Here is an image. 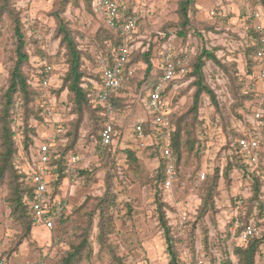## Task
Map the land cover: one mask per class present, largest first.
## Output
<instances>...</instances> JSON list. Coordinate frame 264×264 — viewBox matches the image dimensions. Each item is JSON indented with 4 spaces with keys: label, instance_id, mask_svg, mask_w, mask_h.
<instances>
[{
    "label": "rangeland",
    "instance_id": "374dc122",
    "mask_svg": "<svg viewBox=\"0 0 264 264\" xmlns=\"http://www.w3.org/2000/svg\"><path fill=\"white\" fill-rule=\"evenodd\" d=\"M128 3L139 19L130 34L131 56L138 65L129 90L122 93L128 104L116 113L118 136L108 149H100L99 129L90 113L84 111L74 152L80 157L76 166L88 174H78L64 181L63 192L68 193L73 210L63 224L51 231L36 224L22 239L20 225L10 216L5 200L6 185H0V257L6 264L26 261L56 264L71 243L82 239L87 229L89 247L82 251L80 264H116L114 257L121 258L125 264H168L156 212L157 196L166 204L171 224L181 216L195 221L197 249L206 252L216 263L227 258L235 261L230 251L235 243L236 228L241 223L253 221L259 233L264 231V180L259 199L251 201L252 186L240 169L232 168L227 177L223 174L232 158L231 139L251 121L247 110L250 102H244L242 96L244 89L252 85L248 72L252 53L248 49L253 19L245 18L242 10L225 12V0H196L189 33L182 39L175 35L177 0H128ZM12 4L20 13L26 36L28 61L23 71L29 74V81L34 83L43 63L54 69L50 86L42 89L38 84L33 85L36 90L33 104L51 105L58 112L54 114L55 119L60 123L68 122L74 118V113L67 91H58L67 64L65 49L56 35V14L63 18L81 50L83 80L91 84L99 75V57L105 56L109 48L101 19L92 12L88 0H12ZM163 46L175 54L186 50L189 62L205 48L220 62L206 60L203 67L205 82L214 91L217 105L204 94L197 114L188 113L194 88L190 86L193 78L186 76L176 81L166 95L168 107L178 115L185 113L194 123L192 131L199 140V145H194V150L199 147L197 153L183 150L177 180L168 190L158 187L155 179L160 157L154 146L149 145L152 139L132 138L135 125L150 119L138 93L144 92L146 81H150ZM143 53H149L147 58ZM13 60L11 25L3 16L0 20V99ZM148 65L149 71L146 70ZM29 122L40 139L52 133L49 125H41L34 118ZM16 139L22 140L20 135H16ZM127 150L134 153L135 161L129 160ZM18 163L27 168L22 158H17ZM215 168L219 169L220 179L214 209L198 218L204 189ZM107 187L116 199L108 207L110 218L104 220L111 232L99 241L98 212ZM255 264H264V246Z\"/></svg>",
    "mask_w": 264,
    "mask_h": 264
},
{
    "label": "trees",
    "instance_id": "16d2710c",
    "mask_svg": "<svg viewBox=\"0 0 264 264\" xmlns=\"http://www.w3.org/2000/svg\"><path fill=\"white\" fill-rule=\"evenodd\" d=\"M88 1L91 10L94 13L92 9L93 0ZM195 1L196 0H177V30L175 35L182 39H185L189 33L191 20L190 16L191 12L194 10ZM259 2L261 6L264 7V0H259ZM260 11L262 12L263 10L260 9ZM127 12L132 13L133 9L130 7ZM135 13L137 17V12ZM262 14H264V11ZM3 16H6L10 21L11 37L14 42V60L9 68L6 87L2 91L0 99V185L3 183L6 185L7 195L5 200L10 209V216L19 223L21 228V237L24 239L36 224L32 218L28 205V199L32 196V187L29 184L28 174L25 172V169L19 165V163L16 164V161L17 158H22L25 164H32L33 153L38 146V141L41 142L42 140L39 138L38 131L35 130V127L32 126L29 121L31 118H34L41 125H49L51 130L54 128L53 126H56L57 128V132L54 140L51 142L50 149L51 157L49 164L52 166V170L49 185L52 189V194H60L65 180L70 178L74 179L78 174H88L86 170L78 168L76 164L70 174L65 171L69 155L76 154L74 152V146L78 139V132L84 111L90 113V116L94 119L95 126L99 129L98 138L100 141L102 114L101 108L96 103V90L100 83V78L98 75L95 83L93 84L84 83L83 78L85 74L82 69V52L78 49L77 44L72 37L71 31L63 21V18L57 13L56 35L59 37L60 42L65 49L67 64V70L63 76L61 82L62 84L58 91H67V99L71 102V110L74 113V118L63 123H60L59 120L56 121L54 114H57L58 112H56L51 105L39 106L33 104L36 96V90L33 85H39L40 74L38 73L34 83H31V81H29V74L23 71V66L28 61V53L25 49L26 36L23 30L20 13L13 6L12 0H0V20ZM247 19L252 20V18L248 17ZM138 20L139 19L137 18V25ZM102 25L104 27L102 30L104 38L109 39V42H107L109 48L104 52L105 56L101 57L106 60L107 65H110L115 59L116 51L120 44V35L117 30L111 29L103 23ZM258 36L259 33L252 27L250 31L251 45L248 49V51L252 53V60L248 59V72H250L252 76L251 84H255L256 82L257 64L253 55L255 52V41ZM130 43L131 41L129 44ZM167 51L168 49L166 46H163L158 63L155 66V71L152 73L150 81H146L145 90L144 92H141L142 95L151 90L157 83L158 78L162 75L163 55ZM186 52L187 51L183 49L178 54L174 53V55L177 58L186 54ZM131 54L132 51L129 54L128 64L135 65L134 74L126 79L118 91L110 97L112 106L116 113L128 104L126 97H124L125 95L122 93L125 92V90L128 89L132 83L137 70L138 62L134 56H131ZM148 54L149 53H143L144 58H147ZM206 60H211L216 64H220L218 58L213 52L202 48L194 59L189 62L187 70L183 75L168 81L167 85L161 92V98L165 99L167 102L166 95L170 92L173 84L186 76L193 78L190 86L194 88L191 95V103L187 111L188 113L197 114L202 96L204 94H206L210 100L217 105L214 91L205 82L203 67ZM150 68V65H148L146 70L149 71ZM138 98L140 97L138 96ZM242 100L244 102H250L249 105H247L248 112L252 114L256 109H258L262 112V117L264 119V98H262L257 91L245 88ZM48 108H51V114L48 113ZM16 112H18V118ZM167 115L168 145L175 171V177L172 182L173 187L177 180V172L182 160L183 150L187 149L197 153L199 147L194 150V145H199V140L192 131L194 123L190 119L186 118L185 113L178 115L168 107ZM17 120L18 122L16 123ZM140 124L144 135H148L152 139L151 144L149 145L151 147L154 146V149L159 152L160 161L155 179L158 183V187L163 189V182L166 179L165 167L169 158L168 155H164L162 152L163 141L161 133L165 130L160 129L155 123H153L151 118L141 122ZM250 127L251 121H248L246 128ZM116 129L117 128L114 125V138L118 136ZM261 131L264 135V125L262 126ZM16 135L21 136L22 140L20 142L16 139ZM235 135L230 142L232 158L225 166V169H223V174L227 177L228 172L232 168L240 169L244 177L248 179L250 185L252 186V195L250 200H258L261 183L262 180H264V139L260 142V156L258 162L250 165L245 158L240 155L238 143L236 141L237 137L243 135V130L238 131ZM112 143L103 147L99 145V147L100 149H108ZM127 157L129 160L135 161L134 153L131 150H127ZM219 179V169L215 168L211 175L209 184L204 189L199 207L200 213L198 218L204 217L205 214L214 209V197L217 194ZM115 199L116 197L110 191V188L107 187L104 197L101 199V206L98 212L99 233L97 238L99 241H102L103 236H105L107 232H111V227H109V224L104 220H108L110 218L108 207L110 204L114 203ZM155 204L158 223L163 235L162 237L165 245V252L168 256V264H184L181 256L184 250L190 252L194 258H206L208 260V264H255L256 256L260 253L261 246H264V231L263 233H259L257 231L245 240L238 239L239 231L243 225L253 222L245 221V223H241L237 226L235 243L230 251L231 255L235 258V261L231 258H227L225 261H222V263H216L213 258H208L206 252L197 249L195 244V221H189L184 217L185 230L182 234H180L178 227L182 216L175 224H171L168 216L166 215V204L160 197L157 196L155 198ZM72 210L73 208L71 206L70 210L66 214L59 216L56 225L51 230L63 224L72 213ZM89 227L90 226L87 228ZM204 240L205 244H207V233H205ZM87 246L89 247L88 229L79 242L70 244L69 249L65 251L56 264H80L82 261V251ZM114 259L116 264H125L119 257H114ZM37 263L43 264L42 261H38Z\"/></svg>",
    "mask_w": 264,
    "mask_h": 264
},
{
    "label": "built area",
    "instance_id": "2783aa9c",
    "mask_svg": "<svg viewBox=\"0 0 264 264\" xmlns=\"http://www.w3.org/2000/svg\"><path fill=\"white\" fill-rule=\"evenodd\" d=\"M247 9V17L255 20L252 27L259 33L255 41V52L253 58L257 64L256 82L248 90L257 91L264 98V26L262 19L264 15L257 8ZM92 9L98 15L102 23L119 32L120 44L116 51L115 59L110 65L106 60L99 57V78L100 83L96 90V103L101 108L102 128L100 131V146L103 147L114 141V125L116 112L112 106L110 97L115 94L122 86L124 81L134 74L135 65L129 63L130 50V34L137 26V17L135 14L128 13L127 8L118 0H93ZM189 64V58L186 54L175 57L174 52L170 49L163 55L162 75L158 78L155 86L142 96L146 109L150 113V118L160 129H164L162 136V152L168 155L165 172L166 179L163 182L165 189L172 187L175 177L174 164L170 157L168 145V107L165 99L161 98V92L167 85L168 81L183 75ZM53 67L48 63H43L42 69L38 71L40 74L39 87L46 89L50 86L52 79ZM51 108L48 113L51 114ZM56 120V119H55ZM57 121V120H56ZM264 119L262 112L256 109L251 114V127L243 130V135L237 137L236 141L239 147L240 155L253 165L258 162L260 156V142L264 139L262 134V126ZM52 133L48 136L41 137V142L33 153L32 164H26L25 172L28 174L29 184L32 187V196L28 199V205L35 224H41L46 230L50 231L57 222L59 216L66 214L71 208V202L67 192L60 194H52L49 182L51 177L52 166L49 164L51 157V142L55 138L57 132L56 126H53ZM145 136L141 124L135 126L134 138L144 141ZM151 138V137H150ZM80 157L76 154H70L65 171L70 174ZM204 175L201 176L203 178ZM237 224V223H236ZM185 230L184 216L181 217L178 231L182 234ZM257 232L254 223L249 222L241 228L238 239L245 240ZM182 260L184 264H208L203 257L194 258L190 252L184 250L182 252ZM0 264H6L4 258H0ZM21 264H38L37 262L26 261Z\"/></svg>",
    "mask_w": 264,
    "mask_h": 264
},
{
    "label": "crops",
    "instance_id": "0c3cea01",
    "mask_svg": "<svg viewBox=\"0 0 264 264\" xmlns=\"http://www.w3.org/2000/svg\"><path fill=\"white\" fill-rule=\"evenodd\" d=\"M118 1L120 3H123L126 6L127 10L131 7V4L128 3V0H118ZM245 5L250 6L251 8H257L259 10L262 9L264 11V7L261 6L259 0H225V12H227L228 10H231V11L233 10L234 12H238V11L242 10V12H244V14H245V18H247V14H248L247 13V10H248L247 8L248 7H246ZM131 8L133 9V12H134V13L132 12V14L136 15V13H135L136 10L133 7H131ZM263 11H262V13H263ZM253 21L255 23V20H253ZM262 23H263V26H264V18L262 19ZM138 99L141 100V102H142V104L144 106V99L142 97L138 98ZM144 109H145L146 113H148V111L146 109V106L144 107ZM141 122H143V120L139 121L137 124H140ZM115 123H116V118H115ZM132 138H134L133 134H132Z\"/></svg>",
    "mask_w": 264,
    "mask_h": 264
}]
</instances>
